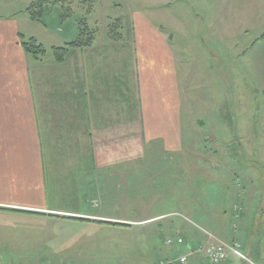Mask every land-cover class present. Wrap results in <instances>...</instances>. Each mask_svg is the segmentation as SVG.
<instances>
[{"label": "crops", "instance_id": "0c3cea01", "mask_svg": "<svg viewBox=\"0 0 264 264\" xmlns=\"http://www.w3.org/2000/svg\"><path fill=\"white\" fill-rule=\"evenodd\" d=\"M221 5L229 16L240 17L239 21L228 22L230 31L248 32L250 17L264 16V0H222ZM151 16L155 14L149 10H132L127 26L123 18H116L120 33L118 27L113 34L109 27H98L94 45L71 50L63 63L56 62L51 49L75 41L78 27L71 38H66L65 31L52 26L39 24L42 29H38L30 23L28 14L0 19V258L44 255L34 243L41 235L35 230L37 226L87 231L105 224L118 227L142 223L109 216L108 212L109 193H122L125 177L132 176L116 164L127 158L125 145L135 139L140 145L142 131L148 142L162 141L166 153L180 150L183 142V100L173 37ZM242 17L245 22H240ZM214 22L213 30H221L217 19ZM22 36L42 43L48 49L46 56L40 60L27 54ZM261 40L264 42V38ZM252 180L255 182L254 177ZM253 181L245 186L243 199L240 197L234 206L236 215L239 206L242 208L240 216H235L240 222L251 216L248 209L264 208V185L255 188ZM250 193L258 198L257 202L249 201L251 206L244 203ZM208 207L198 204L201 209L196 217L200 221L193 219L202 230L213 226ZM260 213L264 215V210ZM255 214L251 216L253 221L259 220ZM215 216L218 218V214ZM219 218L226 224L225 218ZM254 224L246 242L237 231L225 230L214 236L227 245L242 243L244 251L248 249L251 257L264 264V216ZM196 232L204 241L203 231ZM194 233L189 227L190 237L185 238L188 241L182 246L181 256L205 243L193 242ZM153 234L151 239H164L166 243L165 233ZM49 247L52 251L48 255H63L53 250L52 244ZM150 251L156 252V248ZM76 255V264L90 262L81 252ZM238 259L230 257L223 264H234ZM45 262L67 263L60 259ZM13 263L41 264L26 258ZM189 264L209 263L202 257H191Z\"/></svg>", "mask_w": 264, "mask_h": 264}, {"label": "rangeland", "instance_id": "374dc122", "mask_svg": "<svg viewBox=\"0 0 264 264\" xmlns=\"http://www.w3.org/2000/svg\"><path fill=\"white\" fill-rule=\"evenodd\" d=\"M34 1L0 0V19L27 17V9ZM56 1L50 0L44 22L54 30L65 31L66 38H71L72 31H76L85 17L94 28L114 30L118 27L116 18H123L127 26L132 10H149L155 14L151 17L173 37L177 55L183 100V142L180 150L166 153L162 141L148 142L142 131L140 145L137 139L125 145L127 158L116 164L132 176L125 177L122 193H109L108 212L109 216L141 224H127L131 225L129 227L105 224L87 231L37 226L35 230L41 235L34 243L43 249L44 255L9 258L15 262L26 258L39 263L60 259L66 264H76L79 263L76 253L81 252L85 255L83 258L89 259L88 264H162L163 260L176 264L182 247L176 243L171 248L164 239L160 242L151 239V235L162 232L167 239L175 237L179 231L183 237L184 230L177 222L181 220L190 227L191 234L195 231L193 242L200 240L203 244L208 236L204 234L203 241L196 234L202 231L196 227L194 211H198L195 208L198 204L209 206L206 209L213 228L204 227L208 232L220 236L225 230L237 231L246 242V235L255 229L254 223H260L264 216L260 213L264 208L248 209L251 216L256 212L259 220L253 221L247 216L240 222L235 216H240L242 208L239 206L237 215L234 208L240 197L243 199L245 186L252 184L251 177L255 179V188L261 189L264 185V81L261 74L262 70L264 72V42L261 40L264 16L250 17L248 32L230 31L228 22L239 21L240 17H231L227 10H222V0H95L94 5L87 3V6L80 2L63 6ZM89 8L93 11L88 16ZM215 19L221 30H213ZM34 25L42 29L38 23ZM117 31L120 33L121 28ZM133 97L137 102V93L134 92ZM138 172L139 176H133ZM221 182L228 187L225 194H220ZM246 197L244 203L258 201L251 193ZM261 199L264 200V196ZM93 204L98 205V201ZM158 217L164 218L150 222ZM219 217L225 218L226 224H222L225 222ZM258 228L259 225L257 231ZM49 244L63 255H48L52 251ZM152 248H156V252L150 251ZM247 250L243 252L250 261L261 264ZM250 261L238 259L234 264H253Z\"/></svg>", "mask_w": 264, "mask_h": 264}, {"label": "trees", "instance_id": "16d2710c", "mask_svg": "<svg viewBox=\"0 0 264 264\" xmlns=\"http://www.w3.org/2000/svg\"><path fill=\"white\" fill-rule=\"evenodd\" d=\"M56 2H58L59 4H61L63 6L72 4V2L73 3L80 2L82 5L87 6L88 5L87 3H92V5H94L95 0H90V1H88V0H58ZM56 2H54V3H56ZM50 4H51L50 0H35L30 5V7L27 9V14L29 15L31 21L38 23V24H41V25H44V26H47V24H45V22H44V17H45L46 12H47L46 11L47 7ZM92 11H93V9L89 8V12L87 13V15L89 16L92 13ZM63 18L65 19L66 16H64ZM83 20L84 21L82 23L78 22L79 23L78 24L79 35L75 41L68 43L64 47H59V48L55 47V48L51 49V52H52L56 62L63 63L67 59V56L69 55V52L71 50L91 47L96 42L98 29L92 27L91 24L89 25V21L87 20V17H85ZM110 34H113L112 29H110ZM21 44H22L24 51L36 59L41 60L48 53V49L42 43L38 42V40L33 38V37L26 39L25 37L22 36L21 37ZM223 191H225V192L228 191V187L224 183L221 182V187H220L221 193L220 194H224ZM195 208L197 210L201 209V208H197V207H195ZM195 212H197V211H195ZM197 220H198V218H197ZM177 222L180 224L181 228L184 230V232H183L184 237L186 239H188L187 238V235L189 236L188 225L186 223H184V221H181V220H178ZM159 224H161V223H159ZM120 226H124V227L128 226L129 227L131 225L125 224V225H120ZM188 246H187V248L190 247V246L189 247Z\"/></svg>", "mask_w": 264, "mask_h": 264}, {"label": "built area", "instance_id": "2783aa9c", "mask_svg": "<svg viewBox=\"0 0 264 264\" xmlns=\"http://www.w3.org/2000/svg\"><path fill=\"white\" fill-rule=\"evenodd\" d=\"M203 234L208 236L207 241L194 249H190L188 253L182 255L179 258V264H189L191 257H202L209 264H223L230 257H237L243 259L244 261L249 262L250 259L243 252V245L239 242H235L231 245H227L219 242L216 237L208 232L207 230H202ZM177 240V242H175ZM183 245L185 243L184 238L181 236V232H177L175 237L169 236L166 239L167 246L173 248L175 244ZM250 263H253L250 261ZM0 264H15L12 260L6 258H0ZM41 264H52L49 262H44ZM57 264H66V263H57ZM254 264V263H253Z\"/></svg>", "mask_w": 264, "mask_h": 264}]
</instances>
